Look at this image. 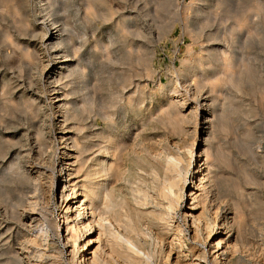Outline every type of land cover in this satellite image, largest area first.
Returning <instances> with one entry per match:
<instances>
[{"label":"rangeland","instance_id":"obj_1","mask_svg":"<svg viewBox=\"0 0 264 264\" xmlns=\"http://www.w3.org/2000/svg\"><path fill=\"white\" fill-rule=\"evenodd\" d=\"M51 3H56L55 12H58L39 9L34 0H0V264H17L12 252L20 253L21 242L31 235L21 232L19 227V217L28 210L29 184L24 171L31 166L47 174L51 172L52 186L46 194L38 195V208L46 209L48 217L63 228L59 219L64 179L59 178L63 176L58 171L72 163L69 170L75 180L80 181L81 175L76 174V169L85 161L92 164L93 157L100 156L94 148L92 153L97 154L75 161L80 156L79 150L72 156H76L75 159L67 161L68 152L64 141L60 140L66 133L74 132L79 146H83L84 136L94 143L96 138H91L93 135L89 133L100 135L107 130L115 141L110 146L117 154L127 156L130 168L134 164L144 170L152 166L150 155L154 148L157 152L162 150V154L166 151L165 155L172 152V155L182 156L185 172L189 158L181 148L193 142L191 132L195 127V152L201 156L203 147L214 154L209 158L216 162L209 159L208 167L213 166L210 180L217 179L212 193L216 205L220 204V214L215 219L211 213L203 212L199 203L189 199L191 189L196 191L194 185L199 180L197 171L201 158L196 154L186 174L178 220L181 221L184 213L189 214L188 207L193 204L194 215L202 214L203 218L206 215L205 220L216 225V235L225 239L221 218L232 215L237 218L235 214L240 215L243 210L237 221L253 255L249 264H264V0H48V5ZM53 19H57L58 26L69 28L66 38L70 58L75 63L72 61L62 69L54 65L44 37L48 28L43 26ZM229 59L235 74L240 72L243 61L239 75L222 76L227 74L222 61ZM74 64L80 66L73 77L76 92L71 96L69 85L63 84L66 79L59 81V78ZM56 68L54 78L58 82L53 87L48 85L47 74ZM53 88L58 94L64 93L62 98L68 102L69 110L76 109L63 130L60 128L63 119L53 106ZM72 100L76 106L72 105ZM196 107L197 114L189 116ZM105 113L112 116L115 127H109V122L103 120ZM39 139L43 144L40 154L30 153L29 149L38 152ZM12 161L18 163L19 168L10 169ZM237 169L241 172L236 173ZM222 174L225 178L219 177ZM187 219L185 235L189 241L193 230L190 218ZM55 234L48 233L46 252L49 254L46 255L53 258L52 252L55 260L76 264V258L69 257L70 249L64 247L61 235ZM203 235L205 237V233ZM213 237L214 234L204 246L206 250L215 243ZM169 242L165 240L162 244L164 252L168 251ZM173 251L168 262L156 259L154 264H173L180 256L177 248ZM178 258L180 263L186 261L181 256ZM243 259L240 257L241 264L245 262ZM207 260L211 262V256Z\"/></svg>","mask_w":264,"mask_h":264},{"label":"bare ground","instance_id":"obj_2","mask_svg":"<svg viewBox=\"0 0 264 264\" xmlns=\"http://www.w3.org/2000/svg\"><path fill=\"white\" fill-rule=\"evenodd\" d=\"M36 4L39 5V9L44 8L45 9V10L43 9L44 11L52 12V13L55 12L56 8L54 5L56 3H51L48 5V0H34V5ZM262 15H263V12H262ZM58 16L60 15L58 14ZM56 20L53 19L52 22L50 21L51 22L50 24L43 26L44 28L46 27L48 28V30L46 29L47 31L44 37L47 38L45 42L47 43L46 45L49 46L48 49L52 52L51 54H49V56L53 58L52 60L54 62V65L58 67L60 65L59 68L62 69L63 67H67V65L72 63V61L74 62V59L70 58L71 57L70 50L68 48V40L66 38V32H67L66 29L68 27L66 28L64 25L58 26L57 25L58 21ZM46 21L48 22V20ZM60 24H62V22H60ZM109 35L111 34L109 33ZM75 50H77V48H75ZM73 53H75L74 49H73ZM72 57L75 58L77 57V55L72 56ZM240 58L242 59V57ZM226 59H228V57ZM80 60H81V57H80ZM229 61H225V62L222 61L223 62L222 68L224 69V72L225 71L227 72V74H225L226 72L223 73L225 75L221 74L222 76L230 77L238 73L237 70H236L237 71L236 74L234 73V70L233 72L231 71L233 68V65L231 61L230 62ZM242 62H241V66H242ZM80 63L81 61H79V64ZM74 65L71 66V70L69 72H67L65 75L59 78V81L66 79V82L63 84L69 85L68 92L71 94V96L76 92V87L74 83L75 79H73V77L76 74V70L79 68L81 64L79 66L78 64H74ZM238 66H240V63ZM241 66H240V70H239L240 72L238 73V75L241 73V70H242ZM51 71L53 72L47 74V82L49 83L48 85H51L54 87V85L57 84L56 82H58L54 78V76L57 75L58 68H56L55 70L51 69ZM109 72L110 71H108V73ZM77 79L83 80L84 77L79 76ZM55 88H59V86H55ZM55 88L52 89V91L54 92L52 95H55L53 98L55 100L54 101L55 103L53 104V106L55 108V111L58 112V116L63 119V121L61 120L60 128L62 129L63 127L64 129L65 128L64 126L71 120V117H74L76 109L72 108L69 110L68 109L69 106L67 105L68 102H66L62 98L64 96L63 95L64 93L58 94L56 91L57 89ZM98 95H101V94L99 93ZM262 95H264V92L262 93ZM262 99H264V97ZM260 101L261 100H259V102ZM71 102H72V105L74 104V106H76L74 100H72ZM82 107L83 106H81L80 108ZM196 109L197 107L192 110L189 116H195L197 114L196 111L198 110ZM120 111L121 110H119L118 112ZM85 113L86 112H84V115ZM110 118H112V116L105 113L103 120L109 122L108 123L109 127L115 125L112 122V119ZM122 119L123 118H121L120 120ZM90 129H92V127ZM115 130L112 132H115ZM195 130H196V127L191 132L192 134L191 136L193 137L192 138L193 142H191L190 145H185L181 148L184 151L183 152L185 154L184 156L189 158V159L187 158L188 159L187 161H186V158H184L186 161L185 162V172H183L184 160L182 156L176 155V154L172 155L171 154L172 152L170 153L171 150H168V153H170L171 155L170 154L165 155L164 153L166 151L162 154V150L157 152L153 148L152 150L153 155L152 156L150 155V157L152 158V159L150 158L151 161L153 160L152 166H149L148 169L144 170L143 168L137 167L134 164L130 168L126 160L127 156L125 157L124 153H122L124 152L125 149L123 151L121 150L122 154H120L118 152V148H116L118 152L117 154L114 151V147L110 146L111 142L114 140V138L111 135V132L108 133L107 130L106 131L103 130L100 135H96L94 132L89 133L90 135H93L91 138L93 137L96 138V141L95 142L93 141L94 143H91L88 137L84 136V138L81 139V142H83V146L82 145L79 146L80 142L77 141L76 134L74 132L66 133V135L61 137L60 140L64 141L63 144L65 146V151L68 152V153L66 152L67 154H65L67 161H69L70 158L75 159L76 156L75 157H72V156H74L75 155L74 153H77L79 150H80V156L77 157L75 161L81 160L82 158L87 160L90 156H93V154H97V152L92 153V149L94 148H97L100 156L93 157L92 162H91L92 164L88 165L87 164L88 162L85 161L84 164L80 165L78 169H76L77 170L76 174L81 175L80 181L75 180L76 177L73 176V173H71V171L69 170V168H71L70 166L72 165V163L69 165H65L67 169L61 168L58 171L60 172L61 176H63L59 178L64 179L61 196H60L61 197L60 207L62 209V212L61 211L60 212L62 215H61V219H59V220H62L61 224L63 228H60L58 223L55 224V222L52 221L51 218L48 217L49 213L46 212V209L41 208V207L38 208V203H37L38 195L43 194V192H45L46 194L47 191H49L48 188L52 186L51 172L47 174L45 171H41L40 169H38V167H31L30 165H29L30 168L24 171L26 173L25 179L29 184V190L26 194L28 210L25 209L24 213L19 217L20 218L19 227H20V230H23L21 232L26 231L29 233V235L30 234L31 235L27 241L21 240L22 244L20 245V249H19L20 253H18V251L12 252V254L14 253L15 257L13 255L12 256L17 261L16 263L17 264H65L64 262H61L62 261L61 259H60L61 261H59L58 259L55 260L54 259L55 255H53L52 252L51 254L53 258H49V256H47L49 254V253L47 254L46 252L47 247H48V243H47L48 233L52 231V232H55L56 233L55 235H57L58 237H60L61 235V238L63 239L62 242H63L64 247L67 248L68 246L70 249L69 254L71 256L69 255L68 256L73 258L74 260L76 258V264H111V263L112 264H154V261L156 259H161V260L164 259L166 263L168 262L170 252L173 251L175 248H177L178 251L180 252V254L179 253L178 254L182 257V260L184 259L186 261L185 262L182 261V263L178 262L179 261L178 257H180L178 256L177 258H175L176 260L174 261L173 264H187V263L188 264H241L240 261L242 260H240V257L242 258V256L245 259V262L242 264H249V259L250 257L252 258L253 255L251 256L250 254L251 248L250 247L248 248L247 244L245 243V238L243 236L244 231L242 232L241 223L237 221L238 216L240 217L243 211V210L241 211L242 208L238 209V213H240L241 211L240 215L235 214V216L238 215L237 218L234 217L233 215L224 216V218H221V220H223V223L221 226L223 227V230L226 232L225 234L227 236L225 239H222L220 238L219 235H216L217 234L215 231L216 225L213 226L210 223H208V221L210 220L208 221L205 220L206 218L205 214H204L205 218H203L202 214L201 215L199 214L198 216L194 215L195 213H193V210H194L193 204L191 206L188 205L189 214H187V212L184 213L185 215L183 214L184 217H181V221L178 220V215H179L178 211L181 208L183 192H184L185 185L187 182L186 174H188L187 173L188 169L191 168L190 167L191 158L193 156H196L197 154V152H195V147H194L195 133H196ZM96 132L98 131L96 130ZM68 134L69 135L71 134V135L69 136ZM146 140L148 141V139ZM135 141L136 140H134V142ZM118 142L119 141H117V143ZM151 144H152V141H151ZM37 145H38V152H34L33 149H29V152L37 153V155H39L41 151V147L43 146L40 139H39V144ZM178 151L180 150L178 149ZM130 152H132V150ZM177 152L175 151V153ZM200 153H202V155L200 156L199 154L201 160L198 161L200 165L197 171V173H199L197 174L199 175L198 177L199 180H198V183L197 184L195 183L194 185V188L196 191H194V189H191L190 195L188 196L192 202L195 201L197 202V204L199 203L201 205L202 207L201 209L203 212L205 210L211 213L212 214L211 216L217 219L218 213H219L218 210L220 209L218 208V206L220 204L218 206L216 205L217 203H215L216 200L214 199V194L212 193L213 192L212 187H215V185L217 186V184H215L216 182H214L217 179H214V181L210 180V167L211 166L208 167L209 162H210L209 159L212 158V157L211 158L209 157L211 154L212 155L214 154L213 152L209 153L208 150L204 149L203 147H201ZM140 155L142 154H139V156ZM132 156H133V153H132ZM211 160L213 161V159ZM15 161H12L9 164L10 169H12L13 167L19 168L18 163H16ZM212 161H211L212 164L213 162H216V161H213V162ZM61 167H64V166H61ZM211 168H213V166ZM240 169H237L238 172L236 173H239ZM224 176L222 174V176H219V177L222 178ZM213 182L215 185L213 184ZM219 185L220 184H218V186ZM238 189L240 188L238 187ZM240 191L241 189L239 190V192ZM197 193H199V195H197ZM240 193L242 194L243 192H240ZM246 199H247V196H246ZM219 200L220 199L218 198V201ZM227 200L225 199V201ZM237 205H239L238 207H241L240 204H237ZM243 205L246 206L245 203ZM233 210L235 211V209ZM234 211H231V212H234ZM187 218H190L191 225H192L191 228L193 230L191 231L193 233L189 241L187 240L186 235H185L186 228H187L185 222L186 220H188ZM38 229L39 231H37ZM63 232H64V236L62 235ZM259 232L260 231H258V233ZM204 233H205V237H203ZM252 233L254 232L252 231ZM213 234H214V237L212 239L214 240L215 238L214 240L215 243L208 245L209 249L206 250L204 246L207 244V242H210L209 240L211 239V236ZM253 236L255 237V235ZM22 239H24V237H22ZM24 240H26V238ZM165 240L166 242H168V240L170 241L168 244L169 249L168 251L166 250L167 252H164L162 249L163 248L162 244L164 243ZM259 240L260 239H258V241ZM19 242L20 241H18V243ZM259 243H261V241ZM29 245H31L30 248L26 250L27 249L26 247H29ZM94 246L95 248L91 252L88 253V251L91 250V248ZM260 249H263V247H261ZM209 250H212V253H209ZM262 254L264 255V253ZM88 256L90 257L88 258ZM209 256H211L212 258L211 262L207 260ZM59 257L61 258V255ZM43 258L47 259V261H43ZM70 263L73 264L74 261Z\"/></svg>","mask_w":264,"mask_h":264}]
</instances>
